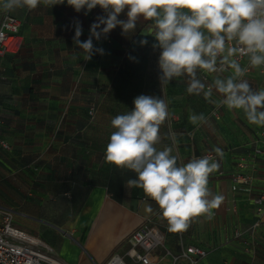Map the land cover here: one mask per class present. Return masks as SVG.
Wrapping results in <instances>:
<instances>
[{
    "label": "crops",
    "instance_id": "0c3cea01",
    "mask_svg": "<svg viewBox=\"0 0 264 264\" xmlns=\"http://www.w3.org/2000/svg\"><path fill=\"white\" fill-rule=\"evenodd\" d=\"M3 2L0 0V21L9 11L22 22L23 38L18 55L0 60V141L10 146L9 151L0 146V205L16 211L14 225L39 239L43 251L60 264H107L112 256L129 264V238L147 222L158 223L165 235L164 250L156 253L161 264H170V259L163 257L166 250L178 256L181 245L207 252L198 264H264V224L252 230L254 200L264 193V155H255V149L262 146L264 126L249 123L242 109L226 106H222L221 119L215 121L211 117L215 104L203 95L189 94L187 76L161 87L160 50L152 48L151 21L141 18L127 36L121 35L117 26L102 38L109 50L114 43L133 51L138 40L148 41L142 48L152 55L150 67L156 72L159 90L143 95L163 98L170 113L160 126L157 149L171 148L178 164L203 154L219 157V167L208 182L211 192L223 198L219 207L212 209L210 219L206 215L193 217L186 231H169L155 201L143 189L127 186L136 173L104 159L115 131L111 120L130 110H111L107 125H87L88 107L102 99L91 88L99 86L101 65L95 54L86 60L83 50L74 45V21L81 22L80 39L84 41L96 17L105 15L103 10L97 6L85 16L66 0L53 7L41 0L31 11L26 7L5 10ZM119 18L127 19L125 13ZM93 43L95 46V39ZM112 57L115 66L116 53ZM247 61L239 62L241 67L245 68ZM106 67L110 69L111 63ZM230 74L231 70L223 74L197 72L201 80L207 75V82L202 80L206 85L217 75ZM243 78L253 90H264L259 67ZM221 98L214 90L211 99ZM201 113L206 120L192 124L189 117ZM243 160L247 169L240 168ZM232 174L253 177L251 191L234 192ZM147 205H151V213L145 210Z\"/></svg>",
    "mask_w": 264,
    "mask_h": 264
},
{
    "label": "clouds",
    "instance_id": "9594fccd",
    "mask_svg": "<svg viewBox=\"0 0 264 264\" xmlns=\"http://www.w3.org/2000/svg\"><path fill=\"white\" fill-rule=\"evenodd\" d=\"M46 6L64 4L65 0H42ZM41 0H4L5 10L26 7L37 8ZM77 13L87 16L99 6L105 15L97 16L90 25L89 36L81 41L83 28L74 21V45L83 50L86 60L105 54L93 40H101L117 26L121 35L135 31L142 18L151 21L153 49H159L158 68L161 87L174 78L188 77L187 92L203 95L217 108L242 109L249 123L264 126V90H253L243 77L247 71L235 58L247 55L253 67L264 65V0H66ZM122 13L127 19H120ZM231 42V43H230ZM141 45L148 41L142 39ZM75 58V56L73 57ZM130 59H135L130 57ZM198 70L217 75L211 84H205ZM222 95L212 100L213 91ZM134 108L111 120L115 129L105 148L106 162L136 173L126 184L139 187L158 205L161 216L167 220L169 231L182 232L193 217L212 216L222 196L208 188L209 176L219 167L210 157L192 158L178 164L171 148L158 150L160 126L169 117L166 101L161 97L138 95ZM192 124L204 122V114L189 117ZM219 152V149H217ZM147 212L153 211L147 205Z\"/></svg>",
    "mask_w": 264,
    "mask_h": 264
},
{
    "label": "built area",
    "instance_id": "2783aa9c",
    "mask_svg": "<svg viewBox=\"0 0 264 264\" xmlns=\"http://www.w3.org/2000/svg\"><path fill=\"white\" fill-rule=\"evenodd\" d=\"M21 28L22 22L13 17L9 11H5L0 21V60L20 53L23 46ZM235 58L239 62L248 59L245 74L250 73L254 68L250 65L247 55H238ZM259 70L264 75V65L260 66ZM2 79L3 75L0 67V81ZM202 80L207 82V75H203ZM221 110L222 106L219 108L215 106L211 113L212 119L219 121ZM95 114V108L92 107L88 113L91 121L94 120ZM0 146L6 151L10 150V146L5 141H0ZM255 155H264V132H262V146L255 149ZM203 156L210 157L214 162L219 160V157L211 154H203L195 158ZM240 168H248L246 161L240 162ZM230 179L234 192L240 189L247 193L251 191L253 177L232 174ZM254 204L256 221L252 226V230L264 224V193L254 200ZM15 216L16 211L14 209L0 205V264H54L51 257L43 251L44 245L39 239L28 235L14 225ZM164 242L165 235L158 227L150 226L148 222L143 223L130 236L126 256L130 260V264H161L160 257L156 253L164 250ZM206 256L207 252L200 248L181 245V252L178 256L166 250L163 257L170 259V264H180L181 262L198 264ZM107 264L126 263L120 257L112 256Z\"/></svg>",
    "mask_w": 264,
    "mask_h": 264
},
{
    "label": "rangeland",
    "instance_id": "374dc122",
    "mask_svg": "<svg viewBox=\"0 0 264 264\" xmlns=\"http://www.w3.org/2000/svg\"><path fill=\"white\" fill-rule=\"evenodd\" d=\"M95 42V46L102 47L105 54H95L96 58L99 57L100 60L101 77L99 86L91 88L95 90L93 93L101 94L102 99L99 103H92L91 106L95 107L97 116L95 114L93 124L90 123L91 119L89 117L87 125L101 127L107 125L111 110H132L134 108L133 100L136 96L148 93L157 94L159 87L157 81L155 82L156 72L150 67V63L154 61L152 55L150 51L142 48L143 46L139 43V40L137 42L138 46H135L136 49L133 51L123 44H117L116 47L112 42L111 50H109L107 40L101 39L99 41L95 40ZM114 53H116L115 66L110 62ZM130 57L135 59H130ZM110 63L111 68L109 69L106 66ZM104 66L105 68H103ZM93 67L96 69V66ZM149 225L158 226L160 231H163L158 223H150ZM128 263L130 264V262Z\"/></svg>",
    "mask_w": 264,
    "mask_h": 264
},
{
    "label": "bare ground",
    "instance_id": "6f19581e",
    "mask_svg": "<svg viewBox=\"0 0 264 264\" xmlns=\"http://www.w3.org/2000/svg\"><path fill=\"white\" fill-rule=\"evenodd\" d=\"M51 260L54 262V264H60V263L56 262L55 260H53L52 258H51Z\"/></svg>",
    "mask_w": 264,
    "mask_h": 264
},
{
    "label": "trees",
    "instance_id": "16d2710c",
    "mask_svg": "<svg viewBox=\"0 0 264 264\" xmlns=\"http://www.w3.org/2000/svg\"><path fill=\"white\" fill-rule=\"evenodd\" d=\"M92 107H94V106H91V105H90V106L88 107V108H89V109H88V113H89V110H90ZM94 108H95V107H94ZM88 116H89V115H88Z\"/></svg>",
    "mask_w": 264,
    "mask_h": 264
}]
</instances>
